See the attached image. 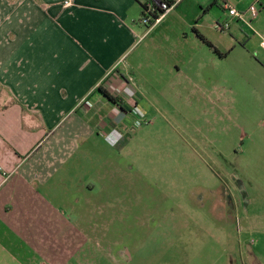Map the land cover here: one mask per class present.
Here are the masks:
<instances>
[{"label": "rangeland", "instance_id": "obj_1", "mask_svg": "<svg viewBox=\"0 0 264 264\" xmlns=\"http://www.w3.org/2000/svg\"><path fill=\"white\" fill-rule=\"evenodd\" d=\"M210 9V16L219 11L215 5ZM142 16L137 25L146 32L150 27ZM145 46L130 50L107 75L132 64ZM148 66L138 87L127 75L124 92L141 97L136 107L142 113L132 106L117 132L100 123L116 101L98 99V85L84 98L93 104L90 110L84 100L76 106L86 133L70 148L58 173L60 185L44 184L51 191L43 195L61 209V218L73 221L42 229L30 218L31 237H40L32 244L39 248V264H65L77 252L102 247L96 241L85 244V233L120 238L135 254L130 262L103 258V264H264V93L245 80L236 85L221 77L232 68L229 61L204 67L201 75L191 65L184 73L189 80L166 64ZM214 69L221 79L212 77ZM85 181L97 186L90 203L78 188ZM101 184L108 189L104 199L117 202L103 216ZM72 203L77 210L69 209ZM98 250L104 252L93 251Z\"/></svg>", "mask_w": 264, "mask_h": 264}, {"label": "crops", "instance_id": "obj_2", "mask_svg": "<svg viewBox=\"0 0 264 264\" xmlns=\"http://www.w3.org/2000/svg\"><path fill=\"white\" fill-rule=\"evenodd\" d=\"M65 1L0 0V264H39V248L32 244L40 237H31L30 218L33 226L42 229L72 223V219L61 218V209L45 199L43 195L51 190L44 184L60 185L58 173L70 157V148L86 133L85 124L75 116L76 106L93 95L95 86L103 85L118 99L100 121L113 133L132 106L136 114L142 113L136 107L141 97L124 92L127 75L133 76L138 87V76L144 79L141 71L155 61L168 65L172 72L176 68L186 80L190 76L184 73L191 65L197 66L201 75L204 67L229 61L232 68L228 76L221 77L236 85L239 79L245 80L264 93V0H180L146 32L138 25L147 0H71L70 6H65ZM225 3L247 11L245 20L231 18L230 28L221 31L215 23L230 18ZM254 4L253 16L248 8ZM214 5L219 11L210 16L208 8ZM167 20V25L159 28ZM216 31L224 34L218 36ZM142 44L146 46L134 53L132 64L107 75ZM211 73L220 78L215 69ZM102 97L106 98L101 93L98 99ZM86 100L88 111L93 104ZM78 188L89 196L86 201L90 203L97 186L85 181ZM98 188L103 216L117 202L104 199L107 186ZM69 209L78 208L72 203ZM46 211L48 225L44 222ZM106 223L103 219L102 225ZM94 241L102 247L77 252L65 264L135 259L120 238L83 236L85 244ZM115 247L119 248L117 255ZM98 248L104 252L93 251Z\"/></svg>", "mask_w": 264, "mask_h": 264}, {"label": "built area", "instance_id": "obj_3", "mask_svg": "<svg viewBox=\"0 0 264 264\" xmlns=\"http://www.w3.org/2000/svg\"><path fill=\"white\" fill-rule=\"evenodd\" d=\"M152 2H150L147 5V15H143L142 16V22L144 24H147L148 22H150L152 15L151 13L155 11L156 6H158L159 8L163 9L164 13H162L160 15V17L156 20L155 23H157L163 16H165L171 9H173V7L180 1V0H150ZM72 4L71 0H66L65 1V6H70ZM225 7L226 10L228 12V15L230 16V18L225 19L224 21H217L215 23V27L221 31L224 30H228L230 28L231 25V18H237V19H242L245 20V16H246V11L247 10H240L235 6H232L229 3H225ZM249 11L251 12V14L254 16L256 15V5H252L250 6V8H248ZM154 23V24H155ZM264 45V41L262 42Z\"/></svg>", "mask_w": 264, "mask_h": 264}, {"label": "trees", "instance_id": "obj_4", "mask_svg": "<svg viewBox=\"0 0 264 264\" xmlns=\"http://www.w3.org/2000/svg\"><path fill=\"white\" fill-rule=\"evenodd\" d=\"M152 2L150 0H147L146 2L143 3V11H142V14L143 15H147V5ZM164 13L163 9L159 8L158 6H156V9L154 12L151 13L152 15V18L150 20V22L147 23L148 27H152L154 25V23L156 22V20L160 17V15ZM199 36L201 38H203L207 43L209 44H212L209 40L206 39V37L201 34L200 32H198ZM97 89L103 93L107 98H109L110 100H113V101H118V99L112 94L110 93L106 88L103 87V85H99L97 87Z\"/></svg>", "mask_w": 264, "mask_h": 264}]
</instances>
